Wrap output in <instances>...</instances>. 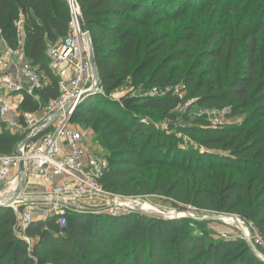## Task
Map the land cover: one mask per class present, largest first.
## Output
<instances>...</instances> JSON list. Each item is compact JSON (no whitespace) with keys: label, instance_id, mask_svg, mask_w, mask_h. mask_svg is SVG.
I'll list each match as a JSON object with an SVG mask.
<instances>
[{"label":"trees","instance_id":"obj_1","mask_svg":"<svg viewBox=\"0 0 264 264\" xmlns=\"http://www.w3.org/2000/svg\"><path fill=\"white\" fill-rule=\"evenodd\" d=\"M76 1L91 33L103 92L84 99L71 122L92 123L103 136L117 141L108 157L104 187L120 191L147 167L166 164L210 181L202 182L186 198L182 191L187 176L179 187H173L158 175L153 191L177 195L184 210L189 205L238 214L264 235V26L232 35L230 20L224 16L207 35L199 34L200 24L180 35L173 24L186 11L176 8L171 13L168 7L174 0ZM186 1L189 8L206 10L201 0ZM21 19L25 53L48 78L38 91L45 104L60 94L48 50L70 34L71 7L68 0H0V56L2 42L19 47L17 22ZM192 48L198 54L191 65L186 63L182 79L197 96V104L220 109L231 106L234 116L244 110H250V115L239 126L214 125L204 118L187 131L205 148L184 151L147 119L123 117L110 96L131 77L143 79L146 72L154 75L156 86L178 83L166 72L171 65L183 63ZM180 102L169 93L123 98L125 106L151 113L169 114ZM21 108L35 112L40 103L26 94ZM20 141L19 135L8 130L0 133V154L13 153ZM220 150L226 155H220ZM62 218H66L64 226ZM17 221L11 207H0V264H264L246 239L207 238L192 231L195 225L190 218L147 215L138 209L116 214L68 211L34 219L23 231Z\"/></svg>","mask_w":264,"mask_h":264},{"label":"built area","instance_id":"obj_2","mask_svg":"<svg viewBox=\"0 0 264 264\" xmlns=\"http://www.w3.org/2000/svg\"><path fill=\"white\" fill-rule=\"evenodd\" d=\"M68 2L73 7V0ZM23 22V19L17 22L19 47L14 49L7 45L0 56V128L7 126L13 134H24L13 153L0 154V187L8 183L13 184L10 186L13 188L14 183L19 181L23 161L27 182L21 194L9 205L17 215V226L21 231L35 219V209L41 213L38 219H47L53 214H65L68 211L98 212L103 209L91 205V202L109 198L110 194L103 184V178L109 170L108 158L90 151L84 133L71 122L78 106L88 97L83 98L84 93L96 83L89 45L81 35L76 14L72 11L70 34L48 50L51 71L59 78V96L49 101L42 113L39 108L35 112L22 111L19 115L16 109L21 107L25 95L32 96L40 103L38 91L48 83L47 76L39 66L31 63L25 53L26 33ZM100 92L103 90L99 85L92 95ZM169 92V88L152 87L144 96L162 97ZM11 114H17V118ZM28 137H31L30 140L23 144ZM31 184L35 188L27 196L25 191ZM114 206L116 210L111 208L108 211L116 213L122 207L132 208L118 202ZM235 219L234 223L243 231L242 238L253 247L262 243L261 239H254L244 229L245 222L242 219ZM60 223L64 226L66 218L60 219ZM223 236L230 238L226 234ZM257 255L262 258L260 253Z\"/></svg>","mask_w":264,"mask_h":264},{"label":"rangeland","instance_id":"obj_3","mask_svg":"<svg viewBox=\"0 0 264 264\" xmlns=\"http://www.w3.org/2000/svg\"><path fill=\"white\" fill-rule=\"evenodd\" d=\"M213 1L215 0H201V3H204L203 7H206V10L203 11V13L201 11L202 7L198 9L187 7L186 0H174L171 2L168 7L171 13H174L176 8L181 10V12L186 11L182 16L183 19L181 21L178 22L174 20L173 25L178 29V33L181 35L182 33L188 31V27H194L196 24H200L199 34L205 35L206 32L218 24V21L216 22V20H220V18L224 16L226 19L229 18L230 20L229 33L232 35H235L239 30H248L253 26H264V0H216L215 3H213ZM216 3L217 6H212ZM201 13L203 15H200ZM198 18L201 20L198 21ZM158 31H160V29L156 28V32ZM191 50V53L188 54L186 60L183 63L171 65L166 72V76L168 78L174 79L175 81H178V83H167L163 86H156L157 82L156 79H154V75L151 74V72H146L143 79H135L131 77L122 88L114 91L110 96L112 105L120 111L123 117H143L144 119H147L148 122L152 123L156 130H159L161 133L172 137L178 144L179 148L184 151H190L192 147L198 150H203L205 148L199 142L198 138L192 136L187 131L189 127L197 126L203 122L204 118L212 121V123L216 122L226 126H239L244 125L250 115V110H244L240 115L234 116L231 111V106H226L220 109L205 108L197 104V96L192 93L189 86L182 79L183 71H185L187 68L186 63L191 65L198 54L197 48H192ZM133 67H136V65L134 64ZM210 84H214L212 80H210ZM153 85H155L154 87H160L162 89L169 88V94L175 95L181 99V102L176 107L168 111L169 114L164 112L151 113L143 110L138 111L124 105V97L131 96L141 99V97L144 96V94L147 93ZM210 87L211 86L209 85V88ZM47 105L48 103H41L39 112L42 113L43 108H46ZM22 111H24V109L21 107L16 109V113L19 115L23 113ZM11 116L13 118H17V114H11ZM16 121L19 122L18 120ZM72 124L78 130L84 133L86 137V145L90 151L96 152L105 158L110 157L112 151H114L113 146L117 145L116 140L112 141V139L103 136L102 133L97 128H95L92 123ZM6 130H8L7 126L0 128L1 133L5 132ZM14 135H19L21 139L24 138V134L22 132H15ZM164 147L165 145L162 143L160 148L163 149ZM218 153L220 155H226V152L222 150L218 151ZM228 173L231 174L232 172ZM158 175L163 177L164 183L173 187H179L181 185V179L187 176V180L182 191L186 198H188L197 188H199L202 182L210 181L209 178H205L203 180V177L200 175H188L185 171L176 167H169L166 164L150 166L139 174V178L135 179L133 177L127 187H124L117 192L110 191L108 192L110 193L108 195L109 198L91 202V205H95L97 208L103 209L99 210L98 212L108 214L126 213L131 209H138L147 215L162 216L166 218L172 217L176 219L190 218L193 220L195 225L194 228H191L193 232L200 235H205V237H210L214 240L221 238L226 239L223 234H226L227 237L230 238L241 237V233L243 234V231L242 229L240 230L234 223L236 222L235 218H240L245 222L244 227L247 228V231L250 232L251 236L254 239H261V244L256 247H252L256 254H261V259L264 261V235L253 222L248 221L246 218L238 214L218 213L216 211L189 205L186 206L187 209L184 210L183 207H185V205L178 200L177 195L169 196L152 190L153 181L156 179V177H158ZM221 175L223 174L221 173ZM11 185L13 184L6 183L2 185L0 187V191L6 192L7 190H10ZM143 185L146 186L144 187ZM34 188V184L29 185L28 189L25 191V195H30L31 189ZM14 192L15 186H13V191L8 195L10 197L9 200L11 197H13ZM116 202L125 203L132 208L122 207L118 209L116 213L108 211V209L111 208L116 210V207L114 206ZM110 204L113 206L110 207ZM24 207L25 205H23V208ZM182 214L186 215L181 216ZM39 216H41V213L35 209L33 211V217L38 219ZM205 231L208 233H205Z\"/></svg>","mask_w":264,"mask_h":264},{"label":"water","instance_id":"obj_4","mask_svg":"<svg viewBox=\"0 0 264 264\" xmlns=\"http://www.w3.org/2000/svg\"><path fill=\"white\" fill-rule=\"evenodd\" d=\"M73 4L74 5L71 8H72V11L76 14L77 21H78L79 27H80L81 35L83 36V38L86 39V41L88 42V45H89L91 64H92L93 72H94V75L96 78V83L94 85H92L91 89H88V91L86 93H84L83 98H85L89 95H92L93 92L98 88V86L101 83V78H100V74H99V70H98V64H97L96 56L94 53V48H93V44H92V38H91L90 30H89V28H88V26L84 20L81 9L79 10L80 6H79L78 2L76 0H73ZM76 10H78V11H76ZM0 38H1V33H0ZM30 138L31 137L26 138L23 141V144L27 143L30 140ZM26 182H27V173H26L25 164L22 161L21 167H20V174H19V185L17 187V190L14 192L13 197H11V199L7 203H2L0 200V207L1 206H9L10 203L13 202L15 200V198L18 197L21 194V192L24 190ZM169 218H172V217H169Z\"/></svg>","mask_w":264,"mask_h":264},{"label":"bare ground","instance_id":"obj_5","mask_svg":"<svg viewBox=\"0 0 264 264\" xmlns=\"http://www.w3.org/2000/svg\"><path fill=\"white\" fill-rule=\"evenodd\" d=\"M77 9V8H76ZM79 10H80V8H79ZM76 11H78V10H76ZM76 23V27L79 29V27H78V23L77 22H75ZM86 40V39H85ZM18 185H19V181H17V182H15L14 183V186H15V191L17 190V187H18ZM11 191H13V188H11L10 189ZM8 191L9 190H7L6 192H2V194L0 195V200H1V202L2 203H7L8 201H9V194L10 193H8ZM184 214H182L181 216H183ZM186 215V214H185ZM245 229H246V231H247V228L246 227H244Z\"/></svg>","mask_w":264,"mask_h":264},{"label":"crops","instance_id":"obj_6","mask_svg":"<svg viewBox=\"0 0 264 264\" xmlns=\"http://www.w3.org/2000/svg\"><path fill=\"white\" fill-rule=\"evenodd\" d=\"M7 46V43L6 42H2V49L4 48V47H6ZM52 47V46H51ZM50 47V48H51Z\"/></svg>","mask_w":264,"mask_h":264}]
</instances>
